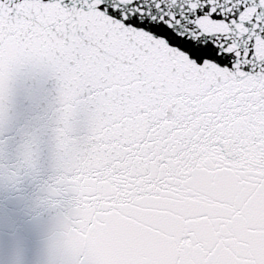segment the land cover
Returning <instances> with one entry per match:
<instances>
[{
  "label": "snow or ice",
  "instance_id": "1",
  "mask_svg": "<svg viewBox=\"0 0 264 264\" xmlns=\"http://www.w3.org/2000/svg\"><path fill=\"white\" fill-rule=\"evenodd\" d=\"M37 74L48 264H264V0H0V124ZM39 152L0 147V179Z\"/></svg>",
  "mask_w": 264,
  "mask_h": 264
},
{
  "label": "water",
  "instance_id": "2",
  "mask_svg": "<svg viewBox=\"0 0 264 264\" xmlns=\"http://www.w3.org/2000/svg\"><path fill=\"white\" fill-rule=\"evenodd\" d=\"M54 84L41 77L20 76L13 82L6 118L0 124L3 162L14 166L22 142L39 140L38 171L17 183L0 179V264H48L57 237L59 207L44 203V181L52 173L49 152L54 120Z\"/></svg>",
  "mask_w": 264,
  "mask_h": 264
}]
</instances>
